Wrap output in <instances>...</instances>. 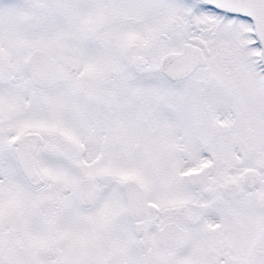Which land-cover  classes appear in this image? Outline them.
<instances>
[{"label": "snow or ice", "instance_id": "obj_1", "mask_svg": "<svg viewBox=\"0 0 264 264\" xmlns=\"http://www.w3.org/2000/svg\"><path fill=\"white\" fill-rule=\"evenodd\" d=\"M0 264H264V0H0Z\"/></svg>", "mask_w": 264, "mask_h": 264}]
</instances>
